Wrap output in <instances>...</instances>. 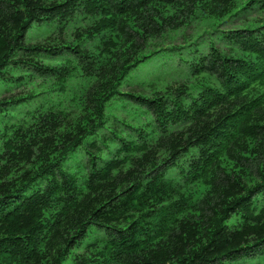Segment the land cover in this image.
<instances>
[{"label": "trees", "instance_id": "16d2710c", "mask_svg": "<svg viewBox=\"0 0 264 264\" xmlns=\"http://www.w3.org/2000/svg\"><path fill=\"white\" fill-rule=\"evenodd\" d=\"M168 39L185 77L130 87ZM69 256L264 264V0H0V264Z\"/></svg>", "mask_w": 264, "mask_h": 264}, {"label": "rangeland", "instance_id": "374dc122", "mask_svg": "<svg viewBox=\"0 0 264 264\" xmlns=\"http://www.w3.org/2000/svg\"><path fill=\"white\" fill-rule=\"evenodd\" d=\"M44 28L41 29H35L33 31L28 32V37L31 36L32 40L40 39L44 36L46 31ZM195 30V27L193 30L189 31V33H193ZM204 28L196 32L192 35L191 41H194L193 39H196L195 36L197 33L201 34L199 37L200 42H207V33L204 31ZM185 41V40H184ZM180 39H171L166 40L165 43L162 45L163 50L159 51L158 55L153 56L146 62L142 63L137 72L134 73V75L129 78L126 83L131 86H134L135 84H140L142 87V91L145 93H148L147 88H150L151 86H154V89H162L166 87L169 83H173V79L176 78H184L185 75L188 72L187 65L183 64L182 58H178L177 55H173L172 51L169 49L171 44L177 45L180 43ZM187 41L182 42L181 45L186 44ZM169 50V51H165ZM169 52V53H168ZM172 54V55H171ZM186 58H190V56L185 54ZM130 80V82H129ZM79 82L78 78L71 79L69 81V88L71 89L69 91L72 92L74 87ZM125 83V84H126ZM123 86V88L128 87ZM12 94H22L27 92V87L25 85L16 87L10 91ZM69 93H56V92H49L46 95H40L37 100L46 101L48 104L56 103L59 100H65L68 99ZM7 95H9L8 91L6 92ZM68 101L65 102V105H67ZM106 112L108 115H112L117 117L118 119H122L123 121L130 123L132 125H143L147 122L149 119L148 114L142 113L138 108H135L132 104L124 102V101H111L107 107ZM176 178V177H175ZM198 188V187H197ZM199 188H201L199 186ZM89 239V238H86ZM74 252H80V248L73 249ZM72 253V255H73ZM70 257L69 256L64 264H70ZM250 262L253 264L256 262V260L252 261H246V262H238L235 264H250ZM264 262L262 259L259 260V263Z\"/></svg>", "mask_w": 264, "mask_h": 264}]
</instances>
